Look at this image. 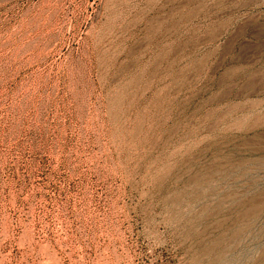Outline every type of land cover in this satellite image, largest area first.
I'll return each instance as SVG.
<instances>
[{
  "label": "rangeland",
  "instance_id": "1",
  "mask_svg": "<svg viewBox=\"0 0 264 264\" xmlns=\"http://www.w3.org/2000/svg\"><path fill=\"white\" fill-rule=\"evenodd\" d=\"M235 157L264 160V0H0V264H264Z\"/></svg>",
  "mask_w": 264,
  "mask_h": 264
},
{
  "label": "bare ground",
  "instance_id": "2",
  "mask_svg": "<svg viewBox=\"0 0 264 264\" xmlns=\"http://www.w3.org/2000/svg\"><path fill=\"white\" fill-rule=\"evenodd\" d=\"M240 70V69H239ZM233 71V70H232ZM244 71V70H243ZM241 72V71H240ZM250 73V72H249ZM234 74V73H233ZM239 75V74H238ZM231 76H233V75H231ZM230 76V77H231ZM240 76V75H239ZM248 76V75H247ZM230 77H229V80H230ZM236 77V76H235ZM235 77H233V78H235ZM226 78V77H225ZM236 79V78H235ZM239 79V78H238ZM234 80V79H233ZM232 80V81H233ZM218 97V96H217ZM220 97V96H219ZM221 98V97H220ZM220 98H219V100H220ZM218 104V103H217ZM239 104V103H238ZM252 104V103H251ZM243 108V107H242ZM234 110V109H233ZM232 110V111H233ZM237 110V109H236ZM240 110H241V108H240ZM228 111H230V110H228ZM227 111V112H228ZM215 113V112H214ZM217 113V112H216ZM236 113V112H235ZM233 115H234V113H232ZM231 114V115H232ZM229 115V114H228ZM228 115H226V116H228ZM243 115V114H242ZM223 116V115H222ZM235 116V115H234ZM231 117V116H230ZM243 117V116H242ZM246 117V116H245ZM234 118V117H233ZM220 119H222V118H220ZM243 119V118H242ZM231 120V119H230ZM229 120V121H230ZM241 120V119H240ZM244 120H247V119H243V121ZM248 120H249V118H248ZM218 121V120H217ZM220 121V120H219ZM218 121V122H219ZM243 121L241 122V121H239V122H241V123H243ZM241 123H240V125H241ZM252 126V125H251ZM242 127V126H241ZM252 129V128H251ZM242 130V129H241ZM246 130V129H245ZM245 132H247V131H245ZM220 133V132H219ZM218 133V134H219ZM221 134V133H220ZM245 134H247V133H245ZM215 136H216V134H215ZM217 136H219V135H217ZM224 136V135H223ZM213 137H214V135H213ZM220 137V136H219ZM242 137V136H241ZM244 138V137H243ZM247 141V140H246ZM207 142V141H206ZM215 142V141H214ZM216 143V142H215ZM245 143V142H244ZM204 144H205V142H204ZM208 144L206 143V146H207ZM215 145V144H214ZM214 145H212V146H214ZM205 146V147H206ZM236 147V146H235ZM203 148V147H202ZM215 148H216V145H215ZM238 151V150H237ZM240 152V151H239ZM235 153H238V152H235ZM240 154V153H239ZM248 154V153H247ZM235 156H237L236 154H234ZM227 161V160H226ZM264 161V160H263ZM260 158L259 159H257L255 162H251V160L250 159H247V158H245V159H242V158H240V157H235V159H234V163H231V164H233V166L231 167L232 168V170L230 171V172H233L232 174H233V176H234V178L235 179H233V180H235V181H241V182H244V184H246V185H248V186H253V185H255V183H257V181L256 180H254V176L255 175H258L261 171H263V167H264V162H263ZM252 165H254V166H256V169H253L251 166ZM217 167H219V166H217ZM213 168V167H212ZM217 169V168H216ZM216 171V170H215ZM215 171L213 172V173H215ZM226 172H228V171H226ZM225 172V173H226ZM207 174V173H206ZM231 174V175H232ZM211 175V174H210ZM216 175V174H215ZM230 175V174H229ZM203 177V176H202ZM212 177V176H211ZM210 177V178H211ZM228 177V176H227ZM262 177V176H261ZM204 178V177H203ZM264 178V177H263ZM206 179V178H205ZM259 179V178H258ZM204 180V179H203ZM207 180H209V179H207ZM222 180V179H221ZM225 180V179H224ZM223 180V181H224ZM205 181V180H204ZM215 181V180H214ZM234 181V182H235ZM258 181H260V180H258ZM262 181V180H261ZM262 183V182H261ZM201 185V184H200ZM236 185V184H235ZM239 185H241V184H239ZM243 185V184H242ZM234 186V185H233ZM237 186V185H236ZM235 186V187H236ZM230 187H232V186H230ZM240 187V186H239ZM242 187V186H241ZM244 188V187H243ZM259 188V187H258ZM258 188H256V189H258ZM253 189V188H252ZM223 190V189H222ZM242 190V189H241ZM248 190V189H247ZM205 191V190H204ZM255 191V190H254ZM253 191V192H254ZM206 192V191H205ZM214 192V191H213ZM237 192H239V190L237 191ZM264 192V191H263ZM251 193V192H250ZM203 194H204V192H203ZM207 194V193H206ZM218 194V193H217ZM236 194V193H235ZM248 193H246V195H247ZM264 194V193H263ZM237 195H238V193H237ZM259 195V194H258ZM262 194H260V196H261ZM241 196V195H240ZM243 196V195H242ZM209 197V196H208ZM237 197H239V196H237ZM243 198V197H242ZM206 199V198H205ZM219 199H222V198H219ZM218 199V200H219ZM232 199V198H231ZM236 199V198H235ZM247 199V198H246ZM253 199V198H252ZM262 199V198H261ZM243 200V199H242ZM253 201V200H252ZM263 201V200H262ZM244 202V201H243ZM250 202V201H249ZM256 202V201H255ZM264 202V201H263ZM247 203V202H246ZM246 203H245V205H246ZM254 203V202H253ZM237 204V203H236ZM252 203H250V205H251ZM219 205H220V203H219ZM232 205V204H231ZM244 205V204H243ZM249 207V206H248ZM256 207V206H255ZM259 208V207H258ZM250 209V208H249ZM248 210V209H247ZM247 210H246V212H247ZM256 211H258V210H256ZM255 212V211H254ZM248 213H252V210L250 209V211H248ZM247 213V214H248ZM256 214H258V213H256ZM256 214H253V215H255V216H257ZM245 217H246V215H245ZM244 217V218H245ZM247 217H248V215H247ZM253 217V216H252ZM259 217V216H258ZM243 218V219H244ZM240 225V224H239ZM242 231V230H241ZM250 231V230H249ZM236 232V231H235ZM238 232V231H237ZM236 235V234H235ZM238 235V234H237ZM236 237V236H235ZM240 240V239H239ZM234 242V241H233ZM261 245V244H260ZM236 248V247H235ZM264 251V250H263ZM249 252V251H248ZM255 252V251H254ZM259 252V251H258ZM252 255V254H251ZM256 257V256H255ZM256 261V260H255ZM259 263V262H258Z\"/></svg>",
  "mask_w": 264,
  "mask_h": 264
}]
</instances>
